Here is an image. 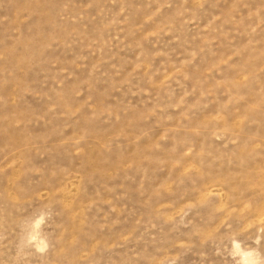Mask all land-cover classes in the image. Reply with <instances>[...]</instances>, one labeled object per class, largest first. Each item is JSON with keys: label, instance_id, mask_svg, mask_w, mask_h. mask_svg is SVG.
Wrapping results in <instances>:
<instances>
[{"label": "rangeland", "instance_id": "374dc122", "mask_svg": "<svg viewBox=\"0 0 264 264\" xmlns=\"http://www.w3.org/2000/svg\"><path fill=\"white\" fill-rule=\"evenodd\" d=\"M261 221L264 0H0V264H235Z\"/></svg>", "mask_w": 264, "mask_h": 264}, {"label": "clouds", "instance_id": "9594fccd", "mask_svg": "<svg viewBox=\"0 0 264 264\" xmlns=\"http://www.w3.org/2000/svg\"><path fill=\"white\" fill-rule=\"evenodd\" d=\"M48 216H49V213L41 212L36 217V220L33 221V227L34 228L42 227L46 223ZM260 225L261 226L257 227V235L253 238V241H252L253 244H259L261 240H264V221H261ZM34 239L35 237L32 238V240ZM231 247L237 250L235 255H232L230 257L234 260L235 264H264V257H261L258 249L256 248L245 249L243 244L239 240H236V239H233L231 241ZM36 250L40 252L45 251L46 242H45V247L37 248Z\"/></svg>", "mask_w": 264, "mask_h": 264}]
</instances>
